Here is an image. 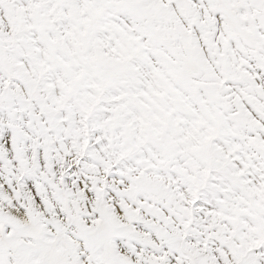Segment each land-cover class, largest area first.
<instances>
[{"label": "snow or ice", "instance_id": "obj_1", "mask_svg": "<svg viewBox=\"0 0 264 264\" xmlns=\"http://www.w3.org/2000/svg\"><path fill=\"white\" fill-rule=\"evenodd\" d=\"M0 264H264V0H0Z\"/></svg>", "mask_w": 264, "mask_h": 264}]
</instances>
